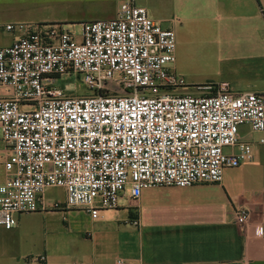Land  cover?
<instances>
[{
    "label": "built area",
    "instance_id": "1",
    "mask_svg": "<svg viewBox=\"0 0 264 264\" xmlns=\"http://www.w3.org/2000/svg\"><path fill=\"white\" fill-rule=\"evenodd\" d=\"M80 28L6 27L21 36L0 48V131L9 152L1 228L46 210L47 190H63L66 209L95 220L118 208L126 188L135 200L144 189L220 183L225 169L253 161L239 129L264 133V95H235L226 83L187 94L173 69L175 33L136 0H119L115 18ZM63 75L81 77L89 94L57 88ZM234 215L249 237L262 235L248 209Z\"/></svg>",
    "mask_w": 264,
    "mask_h": 264
},
{
    "label": "crops",
    "instance_id": "2",
    "mask_svg": "<svg viewBox=\"0 0 264 264\" xmlns=\"http://www.w3.org/2000/svg\"><path fill=\"white\" fill-rule=\"evenodd\" d=\"M136 3L175 33L176 74L180 60L218 58L222 77L215 85L226 83L235 95H264V0ZM118 5L119 0H0V48L21 36L8 26L108 21ZM239 140L252 145L253 161L225 169L220 183L149 188L135 200L126 188L118 208L95 220L83 210L66 209L64 201L17 216L13 229L0 227V264H264V133L242 126ZM8 155L0 131V185ZM54 204L59 208L52 209ZM243 208L252 224L261 225L260 237H249L236 224L234 214Z\"/></svg>",
    "mask_w": 264,
    "mask_h": 264
},
{
    "label": "rangeland",
    "instance_id": "3",
    "mask_svg": "<svg viewBox=\"0 0 264 264\" xmlns=\"http://www.w3.org/2000/svg\"><path fill=\"white\" fill-rule=\"evenodd\" d=\"M63 27L66 31L75 35H79L81 31L80 25H64ZM219 62L218 58L212 57L210 59L199 57L193 60L178 61L177 64L178 66L180 65V69L177 75L184 80L186 85L185 92L187 94H189L188 92H196L197 88L193 87L196 84L213 85V87H216L217 85L215 84L222 77V73L218 68ZM54 84L70 96H86L89 94L87 88L82 83L81 77L63 75L60 78H56ZM44 200L46 203L52 201L62 202L64 201V193L59 189L47 190L44 194Z\"/></svg>",
    "mask_w": 264,
    "mask_h": 264
},
{
    "label": "trees",
    "instance_id": "4",
    "mask_svg": "<svg viewBox=\"0 0 264 264\" xmlns=\"http://www.w3.org/2000/svg\"><path fill=\"white\" fill-rule=\"evenodd\" d=\"M205 87H212V88H213V85H206V86H204V88H205Z\"/></svg>",
    "mask_w": 264,
    "mask_h": 264
}]
</instances>
